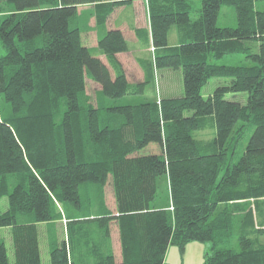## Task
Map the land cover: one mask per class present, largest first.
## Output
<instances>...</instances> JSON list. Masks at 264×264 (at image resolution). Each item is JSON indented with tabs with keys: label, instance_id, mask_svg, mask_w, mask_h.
Listing matches in <instances>:
<instances>
[{
	"label": "trees",
	"instance_id": "trees-1",
	"mask_svg": "<svg viewBox=\"0 0 264 264\" xmlns=\"http://www.w3.org/2000/svg\"><path fill=\"white\" fill-rule=\"evenodd\" d=\"M132 1H0V198L8 204L0 227L9 229L12 264H43L39 225L65 214L48 264H166L168 246L182 251L189 240L212 243L201 264H264V227L242 206L264 199V0H201L197 9L190 0H147L150 27L135 33L154 58H138L141 82L128 81L116 56L127 50L120 29L97 38L104 63L82 43L78 21V5L93 4L103 26ZM223 4L234 9L233 27L217 25ZM228 53L253 63L212 61ZM161 68L180 69L182 95L142 99ZM212 77L227 79L205 94ZM87 79L99 85L94 103ZM236 92L246 101L226 96ZM207 130L213 136H194ZM163 177L167 201L152 204ZM108 180L114 210L105 204ZM0 264H10L2 238Z\"/></svg>",
	"mask_w": 264,
	"mask_h": 264
},
{
	"label": "rangeland",
	"instance_id": "rangeland-1",
	"mask_svg": "<svg viewBox=\"0 0 264 264\" xmlns=\"http://www.w3.org/2000/svg\"><path fill=\"white\" fill-rule=\"evenodd\" d=\"M1 1V0H0ZM143 2V6L140 9L138 4H135L134 9H139L137 12V21L136 24H143L146 25V28L149 29L150 27V22H149V13H148V7H147V0H141ZM192 8L197 9L201 5V0H190ZM85 6H80V9L78 10L79 12V25H80V35H81V40L83 44H86L87 47L90 48V52L92 54H97L99 49L97 48L96 45V39L100 36L102 33V29H104L105 26L99 28L96 26L95 21H94V16L93 12L94 9L92 8L91 3L89 4H84ZM263 4L262 7L263 8ZM264 9V8H263ZM118 10L115 9L113 13L108 17L106 23L107 26H112L114 22L117 20L116 19V11ZM142 10V14H141ZM122 12L119 16V22H128L130 19L133 18V10L129 8V6L124 10L120 11L119 13ZM118 13V14H119ZM193 14V13H192ZM217 25L219 27L223 26H230L233 27L236 25V17H235V12L234 9L229 6L223 4L220 7L218 17H217ZM132 27V25H130ZM124 27L125 29H129V27ZM175 27L172 26L169 30V43H175V38H173L175 34ZM126 36H130V32L126 30ZM251 47V51L254 53L257 52L258 48V42L256 41H251L249 43ZM148 51L150 52V59L154 58L153 51L148 47ZM4 50L0 44V54H3ZM215 63H223V64H252L253 59L251 57H247L244 53H228L226 55H223L222 57L212 60ZM131 66L128 67L129 71V79L130 80H135V78L138 79V77L135 76V70L130 68ZM170 69V68H169ZM163 68L162 72H158V69L154 71V86H155V93L152 91V85L148 84L145 89V95H143L141 98L142 99H147V100H156L158 101L159 98H161L163 95L168 96H178L182 95L183 93V85H182V75L180 69H170V70H165ZM226 77H212L209 79L206 85L203 86L202 92L206 93L209 88L217 86V84H222ZM99 89V86L95 84L94 82L90 81L89 79L86 80V92L91 96V101L94 103L95 102V91ZM235 95V96H232ZM228 98H234L236 100H240L242 102L246 101L247 93L246 92H236L235 94H227L226 95ZM8 109L7 103L2 104V110ZM252 126L245 132L244 138L242 139V142L240 144V150H242L243 146L245 145L247 139L249 138L251 132H252ZM210 131V130H207ZM212 130L210 132H202V131H197L194 136L197 138H209L213 136L211 134ZM149 148H155V146L150 145ZM165 177V176H164ZM159 178V185L157 186V191H156V197L154 201L151 203L153 204H160L161 201H167V185L165 182V178ZM10 188L13 186L15 182V178L13 175L10 176ZM90 197H91V204L92 206L96 205V194L95 190L92 188L90 190ZM104 198H105V204L107 207H109L111 210H114L115 208V200H114V195L112 191V186L110 181L108 180L107 183L105 184L104 188ZM243 207H250L251 212L253 213V220H254V225L257 226H262L264 227V199L259 198L256 200H250L242 203ZM8 207L7 204V198L6 196H3L0 198V213L6 210ZM73 212V211H70ZM66 216V214H65ZM65 216L63 215L62 220H58L56 222H43L39 225V242H40V249H41V258L43 260V264H47L45 260L48 261V249H49V244L53 239H60L64 235V230H65ZM260 224V225H259ZM118 230L115 222L110 223V238H111V244L113 247V252L115 253V257L117 259L120 258V247H119V241H118ZM0 238H2L5 242L6 249L8 252V257L10 260V264L13 262V248H12V242H11V237L9 234V229L7 227H0ZM230 240V246L237 249V232H231L229 236ZM259 240L261 242H264V235L259 236ZM55 241V240H54ZM211 242L210 241H197V240H189L186 242L184 249L181 251L177 245H169L164 261L166 264H201L204 260L205 254L207 252H210V247H211Z\"/></svg>",
	"mask_w": 264,
	"mask_h": 264
},
{
	"label": "crops",
	"instance_id": "crops-1",
	"mask_svg": "<svg viewBox=\"0 0 264 264\" xmlns=\"http://www.w3.org/2000/svg\"><path fill=\"white\" fill-rule=\"evenodd\" d=\"M135 4H138L140 9L143 6V2L141 0H133L129 4L115 7L112 10L111 13H113V11L118 8V10L116 11V14H117L116 15V19L117 20L114 22V24L112 26H107V23L105 22V24L103 25L105 27H104V29H102L103 31H102V33L100 35H102L106 30H109V29H120L122 31V33H123V35H124V37L126 39V42H127V50L118 52L116 54V56H117L118 60L121 62L122 66H123V68L125 70V74H126V77H127L128 81H130V82H141L143 80V69H142L141 65L139 64V62H138V58L146 59V60L150 59L149 58L150 57V52L148 51L149 50L148 49V45L144 44L143 41L138 39V37L136 36V33H135V29H138V28L145 29V30L147 29L146 25L143 24V22H142V25L136 24L137 16H138L137 12L139 11V9H137V11H136V9H134L135 7H133V6H135ZM80 6L82 7V6H85V5L84 4L78 5V10L80 9ZM128 6H129V8H131L133 10V13H134L133 18L130 19L128 22L123 21V22H119L118 23L119 16L122 13V12L119 13V10L120 11H124ZM92 8L94 9L93 5H92ZM111 13L109 14V16L111 15ZM141 14H142V10H141ZM130 25H132V27ZM103 26H98V27L101 28ZM128 26H130L129 29H125L124 28V27H128ZM126 30H128L130 32L129 33L130 34L129 37L126 36V33H127ZM173 38H175V43H173V44H176V35ZM96 45H97V39H96ZM94 55L98 56L104 63H106V58H105L104 54H102V52L100 50L98 51L97 54H94ZM129 66H131L130 68L135 70V76L138 77V79L137 78H135V80H130L129 79V77H130L129 76V71L130 70H128ZM162 69L163 68L158 69V72H162ZM164 69L165 70H170L169 68H164ZM95 84H97V83H95ZM212 89H213V87L209 88V90L205 94H208L209 92H211ZM152 91H153V93H155L154 82L152 84ZM142 96H140V97H142ZM136 97H138V96H136ZM163 97H172V95H168V96L163 95ZM53 241L54 240H52L51 243ZM118 241H119V238H118ZM119 247H120V244H119ZM119 251H120V249H119ZM40 252H41V249H40ZM114 257H115V255H114ZM115 259H117V258L115 257ZM117 260H120V258L117 259ZM45 261H46V263L48 262L47 260H45Z\"/></svg>",
	"mask_w": 264,
	"mask_h": 264
},
{
	"label": "built area",
	"instance_id": "built-area-1",
	"mask_svg": "<svg viewBox=\"0 0 264 264\" xmlns=\"http://www.w3.org/2000/svg\"><path fill=\"white\" fill-rule=\"evenodd\" d=\"M150 49L153 51L154 50V47L153 46H150Z\"/></svg>",
	"mask_w": 264,
	"mask_h": 264
}]
</instances>
